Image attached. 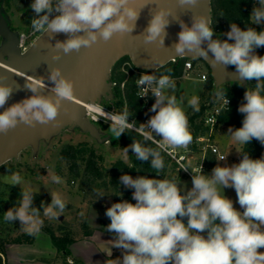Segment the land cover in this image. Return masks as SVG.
Listing matches in <instances>:
<instances>
[{
    "label": "clouds",
    "instance_id": "9594fccd",
    "mask_svg": "<svg viewBox=\"0 0 264 264\" xmlns=\"http://www.w3.org/2000/svg\"><path fill=\"white\" fill-rule=\"evenodd\" d=\"M134 2L32 0L29 7L35 15L30 24L34 32L42 35L63 33L68 37L55 43L57 51L53 59L59 60L60 52L65 55L79 53L82 48H92L101 41L107 43L114 37L130 35L141 10L153 0H144L140 8L134 7ZM199 3L200 0H176L179 8L188 10ZM170 17L178 20L181 29L178 42L173 46L175 53L179 56L192 53L194 57L207 60L211 52L213 65L234 66L240 81H255L254 87L246 89L244 102L238 108L243 114L242 127H230L227 135L241 145H249L253 139L264 145V56L256 53V49L264 47V29H242L233 22L230 30L223 34L227 39H213L217 34L209 16L192 15L189 27L173 15L171 8L159 7L152 11L142 34L144 42H158L164 46ZM249 21L255 25L264 24V0H255ZM205 42L206 47H203ZM47 79L52 87L45 84L44 77L26 79V87L32 95L7 108L4 106L14 89L11 84L0 83V108H4L0 112V133L7 134L20 124L59 126L57 117L63 102L74 99V82L65 77L59 67L51 68ZM136 85L142 89L140 97L151 91L155 103L150 111L155 114L137 127L136 121L129 122L133 113L126 107L122 112L107 114L111 121L109 130L116 139L124 133L139 134L142 140L133 139L123 148V158L128 159L131 149L138 161L150 160L151 171L159 177L165 168L159 149L165 145L187 148L193 139L183 108L184 97L169 93L176 87L170 74L141 73ZM44 89L51 95H44ZM215 95L223 99L229 110L227 92L219 86ZM187 104L199 111L200 99L193 96ZM156 136L161 139L157 141ZM148 142L158 147L153 148ZM237 152L242 156L239 163L222 166L219 161H226L227 156H220L211 175L203 173L202 165L191 170L190 189L176 178L121 175L120 184L134 189L132 199L135 203L121 199L106 209L105 215L110 219L106 231L114 235L112 247L122 251V257L108 259L106 264H264V252L259 251L264 248V155L253 159L248 151ZM51 179L60 182L58 176L53 175ZM22 180L19 172H13L8 182L21 186ZM227 188L235 190L236 202L242 211L224 194ZM35 194L22 188L18 206L3 214L5 222L19 220L23 231L32 236H37L43 227L41 213L49 219H57L67 206L63 197L53 191L50 204L41 202V212L33 207ZM103 195L98 193V197ZM111 255L110 249L108 256Z\"/></svg>",
    "mask_w": 264,
    "mask_h": 264
},
{
    "label": "trees",
    "instance_id": "16d2710c",
    "mask_svg": "<svg viewBox=\"0 0 264 264\" xmlns=\"http://www.w3.org/2000/svg\"><path fill=\"white\" fill-rule=\"evenodd\" d=\"M4 1L6 4L10 3V0ZM254 4L255 0H211V20L214 31L217 34L214 35L213 39H227V36L223 34L230 30V24L233 22L242 29L247 27H253L257 31L264 29V26L251 24L249 21ZM10 29L13 30L11 27ZM229 42L232 43L233 41ZM256 53L264 56V47L256 49ZM127 61H130V59L125 56L120 58L112 66L108 81L115 82L113 90L117 97L114 102L118 108L117 112H122L126 107L129 108L133 113V115L129 117V120H134L136 121V124L139 125L143 118L153 113L150 111L153 101L148 100L145 102L139 96L136 79L140 76V72L131 69L127 64L124 65V62ZM183 64L184 58L178 59L175 62L170 61L161 68L152 70L151 73H155L157 76L161 73L170 74L176 81L183 75ZM206 65L208 66L207 63ZM230 67L235 68L234 66ZM169 69H171L170 73L168 72ZM251 85L254 87L255 81H247L245 88L240 80L228 81L219 85L225 92H227V97L230 98L231 102L229 110L224 109L218 115L216 125L224 124L234 128L242 127L243 114L238 111V108L240 104L244 102L243 97L246 89ZM219 86L215 85L209 68L208 78L205 82V91L207 94L200 98L199 111H194L191 107L185 111L189 121V131L193 137L189 147L196 142L197 137L205 135L208 131V126L204 124V116L207 109L206 101L211 97V92H214L213 100L217 97L215 93ZM106 107L109 108L110 105L108 104ZM133 139L142 140V137L136 132H129L122 134L118 139L114 137L112 141L118 143L123 149L128 147L133 142ZM148 143L149 146L153 148L158 147L156 143ZM159 150L161 151L165 163L163 173L159 177L156 176L154 171H151L150 160L147 162L138 161L131 149L129 150L128 160L118 158L111 163L109 168L103 163V154L88 141H79L76 144L65 143L60 149L59 156L67 168L69 181H78L82 200H89L88 204L96 203L99 199L103 198L102 196L98 197L99 191L103 188H110L113 191V200L107 206L110 207L113 203L120 202L121 199L135 203L132 199V192L134 189L125 188L119 182V178L123 174L131 175L133 178H136L137 176H147L148 178L157 179H180L176 162L163 148ZM240 151H248L251 158L259 159L264 155V145H261L259 141L253 139L251 144L241 145ZM241 159L242 156L239 153V162ZM2 166H7L10 171L14 169L13 166L8 165L6 162L0 165V167ZM5 191L11 193L12 191H15L18 195L15 199L19 200L21 198V190L19 188L0 180V203L5 200ZM119 192L123 194L122 197L119 195ZM42 201L45 204L51 203V199H49L46 194L36 193L33 200V207L39 209L41 212H43V207L41 206ZM15 206H18L16 202L12 205L10 204V206L6 204L0 205V226L10 224L9 222H5L3 214ZM86 214V211L79 214L80 219L78 226L80 227L81 232L80 236H78L68 225L64 224V222L55 225L41 213V218L44 221L41 230H44L49 234L52 244L56 247L58 255L62 258L63 264H71L68 261V256L71 254V244L77 241L79 237H86L92 235L94 232V228L87 224ZM15 222L17 224L20 223L19 220ZM34 240L35 236L29 235L25 231H22L15 236L2 238L0 243V264H2V254H5L6 243H32ZM73 264H82V262L75 258Z\"/></svg>",
    "mask_w": 264,
    "mask_h": 264
},
{
    "label": "water",
    "instance_id": "95a60500",
    "mask_svg": "<svg viewBox=\"0 0 264 264\" xmlns=\"http://www.w3.org/2000/svg\"><path fill=\"white\" fill-rule=\"evenodd\" d=\"M143 3L144 0H135L133 6L140 8ZM159 7L171 8L173 15L183 20L189 27L192 15L203 14L211 18V0H200L199 5L190 10L179 8L176 0H153L141 10L136 27L130 35H125L123 38L114 37L107 43L101 41L92 48H82L79 53L72 52L65 55L60 52V59L54 60L53 56L57 51L54 48L56 41H64L68 37L63 33L40 34L26 50L21 51L19 46L21 38L17 32L8 27L1 7L0 36L5 40L0 44V83L11 84L14 89L4 107L7 108L32 95L26 87V79L44 77L45 84L52 87L47 77L51 68L55 67H59L63 75L74 82L75 91L74 99L62 104L57 117L60 121L59 126L37 124L35 127H29L20 124L7 134L0 133V165L11 158L18 157L28 145H36L40 138L48 137L74 122L81 128L89 130L91 135L97 136L95 127L87 122L83 115L84 104L97 101L99 92L108 90L109 73L120 58L129 57L131 63L139 70H156L169 63L173 57H178L179 55L173 49L174 44L178 42V33L181 30L178 20L170 17L171 23L166 29L164 46H160L158 42L145 43L143 40L142 34L149 24L152 11ZM202 46L206 47V42ZM192 55V53H186L184 56L194 57ZM212 58V53L209 52L207 60L199 59L208 64L216 86L239 80L235 68L222 64L213 65ZM247 81H241L244 88ZM42 93L51 95L47 89L42 90ZM2 111L4 108H0V112ZM62 216L61 214L59 218Z\"/></svg>",
    "mask_w": 264,
    "mask_h": 264
},
{
    "label": "rangeland",
    "instance_id": "374dc122",
    "mask_svg": "<svg viewBox=\"0 0 264 264\" xmlns=\"http://www.w3.org/2000/svg\"><path fill=\"white\" fill-rule=\"evenodd\" d=\"M31 3L32 0H10V3L6 4L4 0H0V9L2 7V14L7 20L8 26L13 28V31L18 34L25 35L26 46H29L41 34L34 32L31 28L30 22L35 15L33 10L29 7ZM4 40L5 39L0 36V44L3 43ZM196 61H198L199 64L194 69L184 73L175 81L176 87L174 90H169L170 94H175L178 98L184 97V111L190 108L187 104L188 99L193 96H198L200 99L203 95L206 96L205 94H207L205 91V81L200 79V73H208L209 68L204 60L196 59ZM213 94L214 92H211V97L209 99L213 98ZM108 95H111V99H107ZM116 99L117 97L113 90V86L110 87L109 84L108 90H101L99 92L96 103L104 107L109 104V109L114 113H118V108L114 103ZM217 99H219V97H216L214 100L216 101ZM149 100H152L153 103H155V98L153 96L150 97ZM154 114L155 113H151L149 116L151 117ZM110 124L111 122H95L94 127L98 134L97 136L91 135L89 130L81 128L78 123L74 122L70 125H66L62 130L57 131L48 137L40 138L36 145H28L19 153L18 157L11 158L6 162L8 165L14 167L13 170L10 171L7 166L0 167V180L9 184L8 180L11 173L19 172L23 178L22 184L21 186L15 185L14 187H17L20 190L24 188L30 189L32 192L46 194L49 199H52L50 192H58L66 201V209L62 213V218H48V220H51L55 225L64 222V224L68 225L76 235L80 236L81 229L78 226L80 219L79 214H82L83 211H86L87 213L88 207L92 204H105V207L108 208L107 206L113 200V191L110 188H103L99 191V194H104L102 196L103 198L99 199L98 202L88 204L89 200L83 201L79 190V183L77 180L69 181L67 168L63 161H61L59 152L65 143L76 144L79 141H88L103 154V163L109 168L114 160L123 158V149L118 143L112 141L114 136L110 133ZM230 127L231 126L228 125L218 124L215 126L214 131L210 136L211 142L217 144L220 152L227 156L226 161H219L222 166L224 164L231 165L239 162V153L237 151H240L241 144L235 142L229 135H227ZM156 137L161 139L159 136ZM204 143L205 142H201L197 144L195 142L190 147H187L189 149V154L191 153V161L194 162L199 155H201V146ZM177 149L184 150L186 148ZM217 159L218 157L211 154L208 150L205 152L204 174L211 175V170L218 163ZM177 169L179 170L180 179L184 178L181 180V184L186 185L187 188L190 189L192 187L190 178H188L181 169L178 167ZM53 175L60 178L59 183L52 181L51 177ZM5 192V200H3L0 205L6 204L10 206V204L12 205L13 203L18 202V200L15 199L18 197L16 194L17 192ZM224 194L229 199L233 200L234 207L242 211L239 204L236 202L237 197L233 188L225 189ZM100 213L105 215L106 211ZM101 214L98 215L100 216ZM99 216L92 215L90 219L91 223L96 225V220ZM105 217L108 219V224H110V219L106 215ZM106 228L107 226L102 230H97L95 234L89 238L87 236L79 237V239L74 242V252H79L83 255L85 257L83 259L87 264H106L108 259L122 257V251L120 249L118 250V248H115L117 251L113 253L114 247H112V240L114 239V235L106 231ZM22 231L21 224H17L16 222L0 226V243L2 238L15 236ZM110 249L112 251L111 257L108 256ZM259 251L264 252V248L259 249ZM59 259V264H63L62 258ZM70 259L74 262L75 258Z\"/></svg>",
    "mask_w": 264,
    "mask_h": 264
},
{
    "label": "built area",
    "instance_id": "2783aa9c",
    "mask_svg": "<svg viewBox=\"0 0 264 264\" xmlns=\"http://www.w3.org/2000/svg\"><path fill=\"white\" fill-rule=\"evenodd\" d=\"M21 41H20V50L24 51L26 50V48L28 46H26V40H25V35L24 34H19ZM184 58V64H183V74L187 73L189 70L194 69L199 62L196 61V57H191V56H178V57H173L171 61L175 62L178 59H182ZM127 64L131 69L133 70H138L141 73H147V74H152L151 71L152 70H139L136 69V67L131 63V61H127L124 62V65ZM208 78V73L206 72H201L200 73V79H202L203 81L206 82ZM110 87L113 86L115 84V82H109ZM109 89V87H108ZM137 92L139 94V96L143 95L142 89L137 87ZM152 97L151 91H149V93L147 94V96L145 97H141L145 102H147L149 100V98ZM107 99H111V95L107 96ZM227 99L229 100V105L228 108L230 106V98L227 97ZM90 103H93L94 105H96L100 111H96L89 109V107L87 106L88 104H84V110H83V115L85 116V118L87 119V122L91 123L93 126L95 122H100V121H104V122H111L110 120H108L107 118V114L109 113H114L112 110H110L108 107H104L101 105H98L96 103V101H92ZM206 105H207V109L205 112V116H204V124L206 126H208V131L205 135L199 136L196 138V143L199 144L201 142H205L202 146H201V155L195 160V162L191 165L189 163V160L191 158V153L189 154V149L186 148L184 150H178L177 148H170L167 145L164 146V150L172 157V159L176 162L177 167L179 169L182 170V172L191 180V175L192 172L191 170L195 171L197 169H199V167L202 165V170L204 171L205 169V165H204V159H205V152L208 150L211 154L217 156L218 158L220 156H225L222 152H220L219 147L217 146V144H215L214 142H211L210 140V136L212 135L214 128L216 126L217 123V117L218 115L222 112V110L227 109L226 106L224 105L223 99L219 98L216 101L213 99H208L206 101ZM103 113V115L101 114ZM150 119V116H146L145 118L142 119L141 123H146L148 120ZM129 122L131 123L132 121L129 120ZM136 126L138 127L139 125L136 124ZM156 140L159 141V139L156 137ZM189 168L187 171L182 169V168ZM68 261L73 264V260L72 259H68Z\"/></svg>",
    "mask_w": 264,
    "mask_h": 264
},
{
    "label": "crops",
    "instance_id": "0c3cea01",
    "mask_svg": "<svg viewBox=\"0 0 264 264\" xmlns=\"http://www.w3.org/2000/svg\"><path fill=\"white\" fill-rule=\"evenodd\" d=\"M261 25L264 26V24ZM194 162L191 161L190 158L189 163L192 165ZM183 179L184 178L180 179V181ZM106 209L105 204H92L88 207L87 224L95 230L92 235L87 236L88 238L93 236L97 230H102L107 226L108 219L105 215L100 213L106 211ZM98 214L101 215L99 216ZM92 215L99 216L96 220V225L90 221ZM73 244L70 246L71 254L68 258H77L81 260L82 264H87L83 259L85 258L83 255L79 252H74ZM116 251L117 250L114 248L113 253ZM2 256L3 264H59V258H61L57 253L56 247L52 244L49 234L44 230H41L39 234L35 236V240L32 243H7L5 245V254H2Z\"/></svg>",
    "mask_w": 264,
    "mask_h": 264
},
{
    "label": "bare ground",
    "instance_id": "6f19581e",
    "mask_svg": "<svg viewBox=\"0 0 264 264\" xmlns=\"http://www.w3.org/2000/svg\"><path fill=\"white\" fill-rule=\"evenodd\" d=\"M88 107H89V109H91V110H96V109H99L96 105H94L93 103H89L88 105H87Z\"/></svg>",
    "mask_w": 264,
    "mask_h": 264
}]
</instances>
